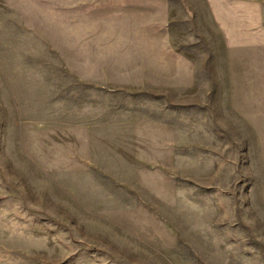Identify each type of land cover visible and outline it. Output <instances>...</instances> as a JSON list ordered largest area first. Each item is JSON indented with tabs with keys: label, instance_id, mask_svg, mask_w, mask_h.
Listing matches in <instances>:
<instances>
[{
	"label": "rangeland",
	"instance_id": "374dc122",
	"mask_svg": "<svg viewBox=\"0 0 264 264\" xmlns=\"http://www.w3.org/2000/svg\"><path fill=\"white\" fill-rule=\"evenodd\" d=\"M82 1L0 0V264H264V46Z\"/></svg>",
	"mask_w": 264,
	"mask_h": 264
},
{
	"label": "crops",
	"instance_id": "0c3cea01",
	"mask_svg": "<svg viewBox=\"0 0 264 264\" xmlns=\"http://www.w3.org/2000/svg\"><path fill=\"white\" fill-rule=\"evenodd\" d=\"M180 2L205 5L203 10L208 11L224 45L230 48L264 46V0H154L157 12ZM82 3L87 4L88 1ZM155 18L166 16L157 15Z\"/></svg>",
	"mask_w": 264,
	"mask_h": 264
}]
</instances>
